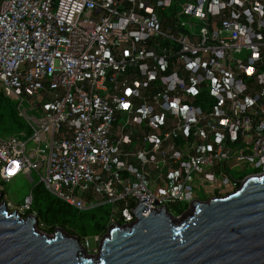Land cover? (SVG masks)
<instances>
[{"label": "built area", "instance_id": "1", "mask_svg": "<svg viewBox=\"0 0 264 264\" xmlns=\"http://www.w3.org/2000/svg\"><path fill=\"white\" fill-rule=\"evenodd\" d=\"M0 90L30 130L0 135V188L111 205L96 253L138 197L180 217L264 172V0H0Z\"/></svg>", "mask_w": 264, "mask_h": 264}, {"label": "water", "instance_id": "2", "mask_svg": "<svg viewBox=\"0 0 264 264\" xmlns=\"http://www.w3.org/2000/svg\"><path fill=\"white\" fill-rule=\"evenodd\" d=\"M138 197L132 223H114L89 253L77 235L38 229L36 213L11 210L0 192V264H264V172L233 192L190 200L180 217Z\"/></svg>", "mask_w": 264, "mask_h": 264}, {"label": "rangeland", "instance_id": "3", "mask_svg": "<svg viewBox=\"0 0 264 264\" xmlns=\"http://www.w3.org/2000/svg\"><path fill=\"white\" fill-rule=\"evenodd\" d=\"M24 132L25 133L30 132L26 119L19 115L15 100L11 98H7L0 90V135L4 137H8L12 135H20ZM245 171L249 173V172H252V169L249 167H246ZM234 173L237 176H240L239 174H243L244 172L239 173L238 171H234ZM31 177L32 178L27 177L25 175H19L10 181L2 182L0 189L2 192H4L9 197V199L14 204L15 203L21 204L29 200L31 201L30 206H33L34 209L38 211L39 208H41V206L42 207L45 206L47 196L46 194H44L45 192H40L39 188L37 187V184L40 181V176L36 172H33ZM34 198H35V202H34ZM110 206L111 205L109 204L105 205L103 206L104 207L103 209L109 210ZM83 211L85 214V216L83 217L84 221L86 220V218H88L87 215L100 212L99 208H89ZM21 215L25 216L23 214ZM83 220H80V221L78 220L76 222V226L80 225L83 222ZM107 220H108V217H107ZM85 222L89 226L85 237H88L90 244L94 246L97 243L95 242V239H94L95 233L93 229L91 228V222L90 221H85ZM37 227L39 230L43 232H46L49 234L54 233V231L52 233L49 232L48 230L49 226L46 223H43L42 220L38 221ZM58 227H61V226H58ZM62 228H64L66 232L71 233L69 229H71L72 226L71 228H69V226L62 227ZM71 234L76 235L73 232ZM91 253H93V251Z\"/></svg>", "mask_w": 264, "mask_h": 264}, {"label": "trees", "instance_id": "4", "mask_svg": "<svg viewBox=\"0 0 264 264\" xmlns=\"http://www.w3.org/2000/svg\"><path fill=\"white\" fill-rule=\"evenodd\" d=\"M37 187L39 188L40 192H45L44 194H46L47 196L45 206H41L38 211H36L33 206H30V208L26 211V213H24V215L27 216L29 213L35 212L38 217V221L42 220L43 223H46L49 226L48 230L50 233L55 231L58 226H69V228H71L72 226V228L69 229L70 232L75 233L80 238V240H82L86 236L89 227L85 221L91 222V228L93 229L95 234L101 232L103 233L105 231V226L107 223L106 220L109 211L104 210V207H98L100 212L87 215L88 218H86V220L84 221L83 217L85 216V214L83 210H78L70 204L65 203L61 199L57 198L49 191H47L42 183H38ZM2 194L4 198L6 194L4 192H2ZM78 220H83V222L80 225L76 226V222Z\"/></svg>", "mask_w": 264, "mask_h": 264}, {"label": "crops", "instance_id": "5", "mask_svg": "<svg viewBox=\"0 0 264 264\" xmlns=\"http://www.w3.org/2000/svg\"><path fill=\"white\" fill-rule=\"evenodd\" d=\"M7 198L9 199V197L7 196ZM10 200V199H9ZM15 204H18V203H15Z\"/></svg>", "mask_w": 264, "mask_h": 264}, {"label": "snow or ice", "instance_id": "6", "mask_svg": "<svg viewBox=\"0 0 264 264\" xmlns=\"http://www.w3.org/2000/svg\"><path fill=\"white\" fill-rule=\"evenodd\" d=\"M125 107H127V105H124ZM15 163V162H14Z\"/></svg>", "mask_w": 264, "mask_h": 264}]
</instances>
